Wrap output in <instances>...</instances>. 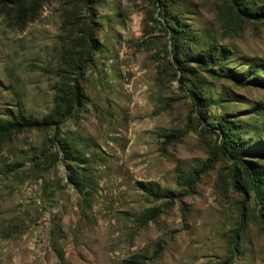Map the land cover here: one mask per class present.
Segmentation results:
<instances>
[{"label": "rangeland", "instance_id": "1", "mask_svg": "<svg viewBox=\"0 0 264 264\" xmlns=\"http://www.w3.org/2000/svg\"><path fill=\"white\" fill-rule=\"evenodd\" d=\"M0 264H264V0H0Z\"/></svg>", "mask_w": 264, "mask_h": 264}, {"label": "trees", "instance_id": "2", "mask_svg": "<svg viewBox=\"0 0 264 264\" xmlns=\"http://www.w3.org/2000/svg\"><path fill=\"white\" fill-rule=\"evenodd\" d=\"M22 122L25 123V124L22 123L24 126H27L28 123H29V124H34V123H31V121H28V120H25V119H23ZM17 125H18V124H17ZM13 126L16 127V125H13ZM7 127H8V126H7ZM7 127L5 126V127L2 128V130H1V134H2V132L4 131V129H5V130L7 129Z\"/></svg>", "mask_w": 264, "mask_h": 264}]
</instances>
